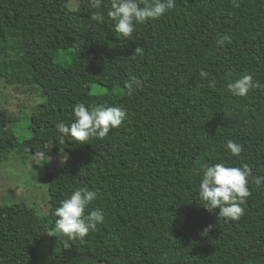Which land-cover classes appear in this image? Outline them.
<instances>
[{"label":"trees","instance_id":"trees-1","mask_svg":"<svg viewBox=\"0 0 264 264\" xmlns=\"http://www.w3.org/2000/svg\"><path fill=\"white\" fill-rule=\"evenodd\" d=\"M109 8L104 0L99 24L89 0H0V82L44 96L24 142L0 108V156L47 151L50 199L45 215L24 202L0 206V264H39L46 240L49 264H264V186L249 183L239 221L210 213L198 195L204 164L246 163L264 176V92L241 98L227 87L245 74L264 85V0H177L130 40ZM132 78L140 86L129 95ZM80 102L123 106L128 116L103 140L58 144L56 124L70 125ZM228 140L243 145L240 157ZM53 154L70 166H51ZM79 187L97 192L105 222L90 243L48 236L55 208Z\"/></svg>","mask_w":264,"mask_h":264},{"label":"clouds","instance_id":"clouds-1","mask_svg":"<svg viewBox=\"0 0 264 264\" xmlns=\"http://www.w3.org/2000/svg\"><path fill=\"white\" fill-rule=\"evenodd\" d=\"M96 11L91 12L90 20L104 24L102 4L104 0H89ZM235 3V0H233ZM177 6V0H110L107 17L114 22V30L123 38L130 40L137 26L149 21H158ZM224 43L223 40L220 41ZM141 52L136 48L135 53ZM209 73L201 70L202 80L209 77ZM140 86L139 81H132L127 85L131 95ZM210 88H216V81L210 80ZM228 90L236 97H247L253 89L264 92V85L253 80L252 74L242 75L227 85ZM74 120L69 125L63 121L56 124L59 133L56 142L64 144L70 138L76 144H89L92 139L103 140L119 129L126 121L128 113L123 106L85 105L83 102L73 106ZM225 148L233 157H240L244 151L243 145L228 140ZM37 160H48L47 151H35ZM199 198L204 208L210 213L218 210V217L225 222L239 221L244 215L243 205L252 195L249 183L257 187L264 186V176H253L251 167L242 163L239 167L227 166L225 162L204 164L200 169ZM251 178V180H250ZM97 192L87 187H79L63 199L54 210V225L46 231L50 237L61 240L83 241L91 232H95L105 222L102 209H91L90 205L97 199ZM213 226H209L211 230Z\"/></svg>","mask_w":264,"mask_h":264},{"label":"rangeland","instance_id":"rangeland-1","mask_svg":"<svg viewBox=\"0 0 264 264\" xmlns=\"http://www.w3.org/2000/svg\"><path fill=\"white\" fill-rule=\"evenodd\" d=\"M78 3L71 1V8H76ZM12 57L20 54L19 48L12 50ZM105 90L100 86H94L92 93H103ZM44 101L41 90L34 85H23L17 88L15 85H7L0 82V108L8 110L12 122L11 129L19 142L28 140L31 136V116L35 108ZM53 147V142L49 143ZM51 166L70 164V157L66 154H53L49 158ZM70 165H67L68 167ZM24 202L29 207H35L37 211L45 215L50 206L47 177L40 160L31 153L11 150L9 154L0 156V206L6 203ZM104 207L93 201L89 210ZM101 226V225H100ZM99 226V227H100ZM98 227V229H99ZM89 233L85 238L90 243L97 233ZM49 245L44 241L38 250L39 264H49Z\"/></svg>","mask_w":264,"mask_h":264}]
</instances>
